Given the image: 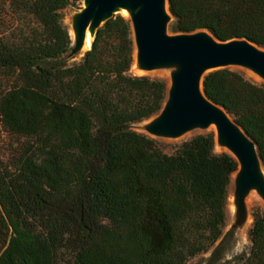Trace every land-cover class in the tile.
<instances>
[{"label":"trees","instance_id":"16d2710c","mask_svg":"<svg viewBox=\"0 0 264 264\" xmlns=\"http://www.w3.org/2000/svg\"><path fill=\"white\" fill-rule=\"evenodd\" d=\"M82 1L0 0V264H190L223 239L238 163L215 153L213 133L167 154L132 129L161 112L167 83L130 73L127 17L65 63L63 11ZM168 2L172 34L206 30L264 49V0ZM203 85L264 164V83L225 68ZM249 238L238 264H264L260 209Z\"/></svg>","mask_w":264,"mask_h":264},{"label":"water","instance_id":"95a60500","mask_svg":"<svg viewBox=\"0 0 264 264\" xmlns=\"http://www.w3.org/2000/svg\"><path fill=\"white\" fill-rule=\"evenodd\" d=\"M116 15L131 22L136 70L146 75L169 72L163 109L149 119L146 133L176 139L214 127L215 144L238 163L231 181L239 222L245 223L246 200L252 191L259 194L264 207V164L255 141L207 97L203 82L213 71L234 67L264 81V49L246 39L223 42L206 30L172 34L174 17L168 0H83V8L73 17L69 56L91 50L98 30Z\"/></svg>","mask_w":264,"mask_h":264},{"label":"rangeland","instance_id":"374dc122","mask_svg":"<svg viewBox=\"0 0 264 264\" xmlns=\"http://www.w3.org/2000/svg\"><path fill=\"white\" fill-rule=\"evenodd\" d=\"M82 8H83V1L75 6H70L63 11L62 23L67 28L70 35H72L73 32L72 31L73 17ZM85 53L86 51H82L78 55H73V56H69L68 54L63 59L67 65H72L81 62ZM233 69L241 72L248 80L256 84L264 83V81L260 77H256L255 75L249 73L244 69L236 68V67H234ZM162 72L167 73V77H168L169 74L168 71H162ZM130 73L133 75H146L136 70L134 63ZM147 76L151 78L163 80L167 83V86H169L168 78L161 76L159 73H153V75H147ZM148 122L149 119L141 123L134 124L132 126V129L139 133L147 134L145 130V125ZM213 132H214L213 129H209L208 132H203V131L190 132L187 135L176 139H171V138H160V139L155 138V139H157L161 143V147L165 153L173 154L184 142L191 140L195 136L206 135ZM222 150H223L222 148H220L215 144V153L221 154L227 152ZM233 177H235V174L233 175ZM246 204H247L248 216L245 223H240L241 221L238 218L234 193L232 189V181H231L227 202H226V222L223 228V239L220 242H218L215 247L211 248L208 252L203 253L198 257H196L195 259H193L190 262V264H238L241 258H244V256L250 252L251 241L249 238V230L254 221V212L257 209H260L262 212H264V207L262 206L261 203L250 206L248 205L247 200H246ZM216 251H218V253L215 255Z\"/></svg>","mask_w":264,"mask_h":264},{"label":"bare ground","instance_id":"6f19581e","mask_svg":"<svg viewBox=\"0 0 264 264\" xmlns=\"http://www.w3.org/2000/svg\"><path fill=\"white\" fill-rule=\"evenodd\" d=\"M123 13L126 15V12H123ZM156 73H159L163 77H167V73H164V72H156ZM212 129H214V127ZM223 150L227 151L226 149H223ZM247 203H248V205L252 206V205H257V204H260V203L262 204V200H261V197L259 196V194L256 191H252L250 193L249 197L247 198Z\"/></svg>","mask_w":264,"mask_h":264}]
</instances>
